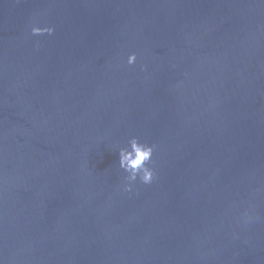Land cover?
I'll list each match as a JSON object with an SVG mask.
<instances>
[{
  "label": "water",
  "instance_id": "1",
  "mask_svg": "<svg viewBox=\"0 0 264 264\" xmlns=\"http://www.w3.org/2000/svg\"><path fill=\"white\" fill-rule=\"evenodd\" d=\"M0 264H264V0H0Z\"/></svg>",
  "mask_w": 264,
  "mask_h": 264
},
{
  "label": "clouds",
  "instance_id": "2",
  "mask_svg": "<svg viewBox=\"0 0 264 264\" xmlns=\"http://www.w3.org/2000/svg\"><path fill=\"white\" fill-rule=\"evenodd\" d=\"M54 32L52 27H40L33 25L31 34L40 36L44 34L51 35ZM136 54L130 53L127 57V64L132 65L136 62ZM154 145L141 142L138 137H131L123 146H118V167L126 173L124 180V191L131 192L134 182L151 184L155 178V170L150 165L154 153Z\"/></svg>",
  "mask_w": 264,
  "mask_h": 264
}]
</instances>
